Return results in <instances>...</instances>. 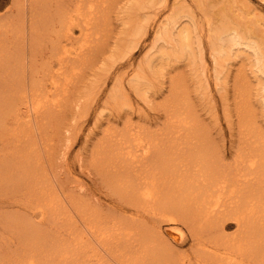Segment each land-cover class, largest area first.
Segmentation results:
<instances>
[{
  "label": "rangeland",
  "instance_id": "rangeland-1",
  "mask_svg": "<svg viewBox=\"0 0 264 264\" xmlns=\"http://www.w3.org/2000/svg\"><path fill=\"white\" fill-rule=\"evenodd\" d=\"M79 1L87 3L0 0V57L19 53L18 67L24 72L22 78L18 70L19 81L5 83V89H14L9 96L23 92L16 100L17 120L8 117L5 100L4 104L0 102V117L1 111L6 117V129L0 130V264H16L27 256L37 264H51L44 262L52 259L47 250L52 241H32L22 235L32 223L43 225L52 239V218L40 224L38 216L27 207L34 203L40 184L46 185L49 193L54 189L58 205L71 215L74 205H84L103 216L112 214L116 219L123 215L114 211L121 198L108 184L110 168L107 171L101 165L102 159L111 154L109 148L114 149L117 136H142L156 146L175 142L185 146V152L189 143L202 140L226 162L240 148L264 137V108L252 60L245 54H235L218 68L217 80L207 44L210 27L223 17L220 9L241 24L252 26L264 40V0H158L135 15L123 10L129 0H96L91 27L74 31L73 50L82 49L81 53L70 56L62 73L54 76L57 90L50 98L55 101L34 112L31 83L55 74L59 66L53 48L58 39H63L65 30L62 12L73 15L74 4ZM174 3H183L182 11L193 17L196 38L203 45L202 62H198L196 53L192 58L169 61L158 70L161 74L151 82L150 90L140 95L130 87L132 74L152 49V25L164 19ZM130 18L148 19L146 32L136 37L134 45H129L126 35L132 29ZM187 21L182 18L183 24L192 27ZM187 110L194 123L193 132L174 119L177 111ZM27 114L29 122L19 117ZM14 128L25 131L18 133ZM16 134L22 138L21 145L15 140ZM31 143H35L32 153H18ZM227 230L232 232L234 228ZM58 231L67 245V234L63 229ZM90 240L93 251L111 260L118 256L117 252L108 254L109 246L101 241ZM190 243L186 233L182 245L175 247V254H190Z\"/></svg>",
  "mask_w": 264,
  "mask_h": 264
},
{
  "label": "bare ground",
  "instance_id": "bare-ground-1",
  "mask_svg": "<svg viewBox=\"0 0 264 264\" xmlns=\"http://www.w3.org/2000/svg\"><path fill=\"white\" fill-rule=\"evenodd\" d=\"M85 1L87 5L80 1L74 4L71 16L62 12L63 39H58L53 48L59 67L46 81H32L34 112L55 101V98H50L52 91L57 90L54 76L62 73L61 69L70 56L82 51L73 50L74 31L75 28L81 31L91 27L96 7V0ZM156 1L129 0L123 10L135 15ZM85 6L86 11L83 10ZM182 7H185L183 3H174L166 17L152 25V49L143 57L130 82V87L140 95L150 90L151 82L161 74L158 70L169 61L192 58L196 53L198 62H202V40L196 38L193 17L183 12ZM220 11L223 17L219 24L210 27L207 43L216 78L220 79L218 68L223 62L235 54H245L252 60L264 108V40L257 36L252 26L233 19L228 11ZM182 13L187 22L193 24L192 27L182 23V18H185ZM130 20L132 29L126 35L129 45H134L136 37L146 32L148 19ZM19 59V53L5 59L0 57V65L4 64V68H0V102L4 104L5 100L10 111L7 115L15 120L18 118L15 113L19 111L16 100L23 92L12 93L10 99L8 93L14 89H5V83L6 80L19 81V72L24 77V72L18 67ZM196 63L193 60V64ZM247 113L249 117L251 112ZM19 117L30 121L28 114ZM174 119L180 127L193 132L190 110L177 111ZM5 129L6 117L1 111L0 130ZM24 131L23 128L17 129L18 133ZM15 138L21 145L20 135L16 134ZM117 139V143L112 145L114 149L109 148L111 154L102 159L101 165L107 171L110 168L112 177L108 184L121 198V204L114 205V211L123 215L117 219L112 214L103 216L101 212L92 211L84 205H74L75 212L71 215L58 205L56 191L52 189L49 193L46 185L40 184L34 203L27 207L38 216L40 224L52 218V239L43 225L32 223L27 232L22 231V235L32 241H52L47 248L52 253V259L44 263L264 264V137L260 136L253 148V142L240 148L230 162L217 156L202 140L189 143L185 152V146L175 142L173 145L156 146L157 143L142 136L126 138L120 135ZM34 149L35 143H31L18 153L28 155ZM36 176L38 179L39 175ZM16 221L21 223L18 217ZM230 227L234 228L232 232L227 230ZM58 229L67 234V245L59 238L61 233ZM186 233L191 241L190 254L176 255L175 247L182 245ZM90 238L109 246L108 254L117 252L118 256L111 260L93 251ZM16 264L37 262L27 256L17 260Z\"/></svg>",
  "mask_w": 264,
  "mask_h": 264
}]
</instances>
